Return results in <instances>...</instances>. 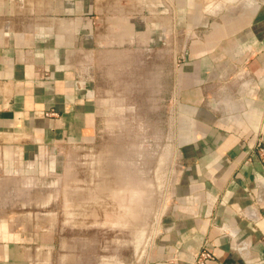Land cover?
<instances>
[{
  "label": "crops",
  "instance_id": "1",
  "mask_svg": "<svg viewBox=\"0 0 264 264\" xmlns=\"http://www.w3.org/2000/svg\"><path fill=\"white\" fill-rule=\"evenodd\" d=\"M158 100L175 170L146 264H264V0H0V264L60 241L10 219L9 187L52 189L67 145L136 130Z\"/></svg>",
  "mask_w": 264,
  "mask_h": 264
},
{
  "label": "rangeland",
  "instance_id": "2",
  "mask_svg": "<svg viewBox=\"0 0 264 264\" xmlns=\"http://www.w3.org/2000/svg\"><path fill=\"white\" fill-rule=\"evenodd\" d=\"M196 1L209 7L232 0ZM175 32L170 26L164 37ZM163 105L154 102L147 114L138 103L136 130L104 129L90 144L67 145L52 189L32 181L9 187L10 194L25 191L24 198L3 201L14 211L10 219L22 216L25 221L57 224L60 241L42 248L41 256L48 261L38 264L147 263L175 170L171 135L159 130ZM34 190L39 191L36 198Z\"/></svg>",
  "mask_w": 264,
  "mask_h": 264
},
{
  "label": "built area",
  "instance_id": "3",
  "mask_svg": "<svg viewBox=\"0 0 264 264\" xmlns=\"http://www.w3.org/2000/svg\"><path fill=\"white\" fill-rule=\"evenodd\" d=\"M249 76V70L245 65L240 66L238 71L234 74V79L236 80H245ZM264 117V114H263ZM261 136L257 137L254 147L257 148L260 155L264 156V148L261 146ZM253 147V144H252ZM212 258L211 254L204 248L199 249L193 256L192 264H207V262Z\"/></svg>",
  "mask_w": 264,
  "mask_h": 264
}]
</instances>
